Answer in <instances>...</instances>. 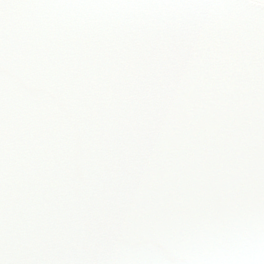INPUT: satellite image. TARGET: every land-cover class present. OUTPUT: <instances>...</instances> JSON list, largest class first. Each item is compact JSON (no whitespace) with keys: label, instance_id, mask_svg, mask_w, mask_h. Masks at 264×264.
I'll use <instances>...</instances> for the list:
<instances>
[{"label":"snow or ice","instance_id":"obj_1","mask_svg":"<svg viewBox=\"0 0 264 264\" xmlns=\"http://www.w3.org/2000/svg\"><path fill=\"white\" fill-rule=\"evenodd\" d=\"M0 264H264V0H0Z\"/></svg>","mask_w":264,"mask_h":264}]
</instances>
